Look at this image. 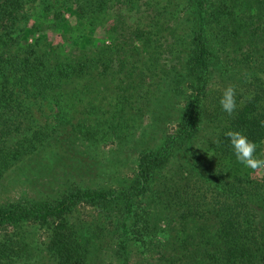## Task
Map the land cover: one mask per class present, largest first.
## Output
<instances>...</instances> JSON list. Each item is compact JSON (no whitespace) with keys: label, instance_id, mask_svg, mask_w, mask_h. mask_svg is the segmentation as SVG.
I'll use <instances>...</instances> for the list:
<instances>
[{"label":"trees","instance_id":"16d2710c","mask_svg":"<svg viewBox=\"0 0 264 264\" xmlns=\"http://www.w3.org/2000/svg\"><path fill=\"white\" fill-rule=\"evenodd\" d=\"M35 1L0 0V181L44 139L36 131L14 139L22 134L19 94L58 102L89 93L82 112L88 117L98 108L92 101L106 92L105 101L112 96L106 123L115 135L122 132L132 92L140 87L155 112L173 117L176 125L161 146L139 152L134 178L119 194L79 190L56 203L1 207L0 228L11 227L14 234L0 239V264H20L31 251V262L22 264H104L108 251L117 256L114 264H132L128 220L136 204L145 209L143 221L135 218L141 222L135 240L149 251L145 264H264V175L241 166L225 136L242 132L264 159V0H180L174 4L185 8L180 20L161 13L176 8L166 0L164 7H148L150 21L142 26L119 16L109 44L102 43L96 53L87 49L92 32L81 36L77 61L49 46L41 49L37 40L22 44L35 30L23 31L21 12ZM71 1L73 14L90 24L105 11V0ZM214 74L230 80L238 75L230 85L236 100L231 114L221 108L223 92L209 86ZM84 132L91 138V131ZM83 203L124 214L113 229V249L106 228L70 224ZM28 223L50 226L42 248L28 241Z\"/></svg>","mask_w":264,"mask_h":264},{"label":"rangeland","instance_id":"374dc122","mask_svg":"<svg viewBox=\"0 0 264 264\" xmlns=\"http://www.w3.org/2000/svg\"><path fill=\"white\" fill-rule=\"evenodd\" d=\"M105 0V11L90 24L87 20L79 19L73 14L75 9L71 0H36L25 6L21 12L20 26L23 31H34L29 34L23 45L32 44L36 40L41 49L49 46L62 56L70 57L71 61H77L83 46L80 37L90 35L91 44L87 49L96 53V49L102 43L109 44V31L113 29L116 19L122 16L131 26L150 21L151 11L149 6L164 7L166 0ZM173 5L180 0H172ZM146 3V5H145ZM158 4V5H157ZM168 7L161 9V13L169 19L175 15L180 20L185 15V8ZM150 8V10H152ZM238 77L234 76V80ZM234 80L228 75L214 74L210 87L223 92L230 87ZM165 81H162L163 84ZM106 85L107 82H105ZM68 88L74 87V83H68ZM102 86V85H101ZM100 90L105 91V86ZM146 89L137 87L132 92L133 97L128 105V116L125 118L120 134L109 133V125L106 117L112 110V102L105 101L102 94L92 101L98 108L95 115H83L88 109L87 101L89 93L78 94L77 101L61 97L58 102L52 97H29L19 94L18 103L24 105L23 113L18 118L23 121L20 128L21 135L29 136L34 131L41 132L42 141L37 144L35 150H30L21 156L14 167L0 181V208L11 204L34 202L56 203L67 197L70 193L79 190L102 191L109 194H119L128 187L134 178L136 159L143 149H155L163 144L164 137L175 131L174 118H162L163 111L155 112L154 103L146 102V97L140 94ZM107 98V97H106ZM91 99V98H90ZM91 101V100H89ZM133 102V103H132ZM181 105L182 101L180 100ZM84 105V106H83ZM105 112L104 116H101ZM68 113V116H62ZM158 113V114H156ZM88 114V112H87ZM87 119L88 122H84ZM70 120V122H68ZM84 126V127H80ZM84 130H88L91 138ZM208 132V129L206 130ZM20 132V131H19ZM143 204L133 207V216H129V237L132 240V264L134 261L145 264L148 250L136 239V229L141 225L140 220H135L137 215L143 221ZM145 210V209H144ZM116 212V211H115ZM118 213V212H116ZM124 214L107 213L98 210L90 204H80L70 216V224L91 225L97 228H106L110 232L107 240L109 249H113L116 243L114 228L120 225ZM138 222V223H133ZM162 226V225H161ZM119 227V226H118ZM32 247L42 248L47 242L50 226L28 223L24 225ZM14 229L11 227L0 228V239L12 236ZM159 239V238H158ZM41 245V247H40ZM32 251L23 262L30 263ZM108 251L104 254V264H114L116 255Z\"/></svg>","mask_w":264,"mask_h":264},{"label":"clouds","instance_id":"9594fccd","mask_svg":"<svg viewBox=\"0 0 264 264\" xmlns=\"http://www.w3.org/2000/svg\"><path fill=\"white\" fill-rule=\"evenodd\" d=\"M224 112L231 114L236 108L233 88H227L220 100ZM236 161L245 169L264 175V159L258 158L257 144L239 131L225 133Z\"/></svg>","mask_w":264,"mask_h":264}]
</instances>
